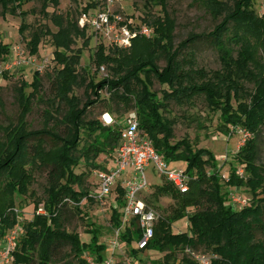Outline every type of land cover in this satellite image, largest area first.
I'll return each mask as SVG.
<instances>
[{
    "label": "trees",
    "instance_id": "trees-1",
    "mask_svg": "<svg viewBox=\"0 0 264 264\" xmlns=\"http://www.w3.org/2000/svg\"><path fill=\"white\" fill-rule=\"evenodd\" d=\"M194 1L219 22L213 32L205 38L192 36L175 48L176 26L166 12L167 0H147L150 5L161 6L164 14H147L142 19L152 36H138L128 50L110 48L107 53L103 45H98L93 62L97 69L106 67L111 77L95 83L87 82L78 71L82 52L73 49L72 37L84 36V32L77 29L76 22L55 13L49 17L47 13L51 6L58 7L60 0H0L4 16L21 19V34L27 30L28 13L23 7L33 2L41 3L40 12L58 29L54 33L47 27L40 28L30 43V53L35 56L42 37L50 36L55 47L54 62L59 67L50 79L46 104L51 108L45 112L46 124L32 130L27 121L34 103L41 102L42 76L36 72L32 83L21 81L17 90L20 110L16 123L0 125V242L14 228L21 230L11 264H57L67 257L87 264L86 253L104 260L106 247L99 242L97 228L87 223L91 235L88 244L66 229L70 205L81 214L79 205L84 199L94 202L87 185L89 173L77 174L75 170L82 162L92 170L103 168L97 163L99 156L113 157L119 143V126L112 128L98 119L87 120L90 110L101 102L103 91L124 109H136L141 129L168 162L187 164V194L164 182L151 195L155 202L161 197L175 202L171 211L159 219L148 247L165 254L157 264H198L185 254L187 249L211 253V264H264V167L258 164L257 144L264 126V15L255 12V0ZM203 38L218 53L221 68L217 71L198 68L194 55L186 54ZM10 53V48L0 43V61ZM155 82L164 87L161 100L152 91ZM28 88L32 90L29 94ZM77 88H84V101L74 95ZM197 98H203L210 111L220 113L223 134L241 127L250 136L235 157L246 176L241 179L235 169L227 182L230 187L249 189L250 207L236 211L227 205L228 194L223 192L224 184L210 151H194L186 140L171 145L174 123L167 121L163 113L171 103L184 105ZM84 136L88 142L83 143ZM35 170L47 175L45 199L35 202L32 220L24 222L17 200L35 196L30 193ZM40 208L44 214H38ZM186 218L189 232L174 234L173 225ZM111 223L115 230L122 227L117 211L112 212ZM133 235L128 230L121 238L131 246ZM132 254L135 257L137 252L133 250Z\"/></svg>",
    "mask_w": 264,
    "mask_h": 264
},
{
    "label": "rangeland",
    "instance_id": "rangeland-1",
    "mask_svg": "<svg viewBox=\"0 0 264 264\" xmlns=\"http://www.w3.org/2000/svg\"><path fill=\"white\" fill-rule=\"evenodd\" d=\"M109 8L113 12L121 14L124 18L132 19L137 26L142 25V19L147 14L149 17L164 15L161 6L150 5L147 3V0H60L57 8L51 6L47 11L49 17L55 13L56 15L62 16L65 20L76 22L77 29L84 32V36L74 35L72 39L75 43L73 46L74 51L80 50L82 52L78 71L87 77V82L93 80L95 83H100L104 79L111 77V73L104 66L100 69L96 68L93 58L99 44L95 43L91 31L87 27L82 28L80 20L84 16L88 17V15H93L98 11ZM23 10L28 13L25 19L27 30L21 34V19L10 14L4 16L3 9L0 6V43L8 46L11 51L5 61H0V125L6 127L9 124L16 123L20 110L17 90L20 87L21 81H25L29 85L33 81L34 74L39 72L42 76L43 85L41 102L36 101L34 103L32 114L27 119L30 128L32 130H38L46 124L45 112L51 108L50 105L46 104L51 93L50 79L59 67L54 62L53 54L55 47L50 36L42 37L38 54L35 56L30 53V43L33 35L40 28L47 27L54 33H57L58 29L49 18H45L42 15L40 12V2L26 4ZM166 12L171 19L175 20V48L179 47L192 36L205 38L219 24L215 20L216 18L209 15L201 4H198L194 0H167ZM255 12L259 16L264 15V0H255ZM204 38L198 40L192 47H189L186 54L191 52L194 55L198 68H202L206 72L217 71L221 68L218 53ZM87 39H90L88 44L86 42ZM105 48L107 49V53H109L110 48L108 46ZM160 65L162 67L165 66L164 62L160 63ZM102 68H104V71H102ZM163 89L164 87L159 85L158 82L154 83L152 91L157 94V99H162L161 90ZM31 92V88L26 90L27 94ZM84 92V88H77L75 89L74 95L81 101H84ZM101 96V102L90 110L87 120L98 119L101 123H104V116L110 115L114 119V125L109 127L119 126V123L123 121L126 114L133 109H124L121 104L111 100L110 94L105 91L101 92ZM234 106L236 107V104ZM163 117L167 121H173L174 123V138L171 141V145L174 146L186 140L193 147L194 151L201 149L210 151L216 159L219 175L222 179H228L235 169H243L242 166L237 164L235 157L250 136L241 127L231 130L229 135L223 134L220 131L223 123L220 113L210 111L203 98H197L192 100L191 103L184 105L171 103L167 111L163 113ZM85 141L88 142L84 136L83 143ZM257 144L259 150L258 164L264 167V126L257 138ZM113 157L102 154L99 156L97 163L103 168L107 167V165H109V168H112ZM186 166L187 164L181 161L169 163L170 170H185ZM75 171L77 174L89 173L87 185L89 186L91 195H95L96 181L93 173L95 170L88 168L82 162ZM34 177L35 183L30 188V193H34L35 196H27L17 200V210L19 211L20 217L24 219V222L32 220L35 202L45 199L44 190L47 187V175L42 170H35ZM147 180L150 184V190L147 193V197L150 195L149 204H152L160 217L165 216L174 207V200L169 197H161L159 202H155L153 198L151 199L155 187L162 185L165 181L156 177L151 170L147 171ZM222 181L224 184V193L228 194L230 188L235 189V187L228 186L224 180ZM238 194L243 199H246L248 203L246 207H250L252 204V194L249 189L247 187H240ZM110 205H113L111 199H107V203L104 204L97 203L95 200L92 203L84 199L79 205L81 214L76 212L75 206L70 205L67 210L66 229L69 232L77 233L82 242L88 244L90 243L91 235L87 232V223L92 224L94 228L99 230V242L106 247V251L103 253L104 259L112 257L118 264H124L127 258L132 259V257H129V248H122L120 250L118 247H115V243L119 242V238L117 231L111 223L113 211ZM227 205L236 211L243 209L242 207L231 204L230 201H228ZM187 232H189L187 218L173 225L174 234ZM258 238L261 239L262 236L260 235ZM199 251L202 252L201 254L205 252L203 250ZM205 253L211 260L214 259L211 253ZM86 255L88 253L84 257ZM164 255L158 251L148 249L136 255L133 259L137 264H157L163 261ZM57 264L78 263L73 257H67Z\"/></svg>",
    "mask_w": 264,
    "mask_h": 264
},
{
    "label": "built area",
    "instance_id": "built-area-1",
    "mask_svg": "<svg viewBox=\"0 0 264 264\" xmlns=\"http://www.w3.org/2000/svg\"><path fill=\"white\" fill-rule=\"evenodd\" d=\"M80 22L82 28L87 27L91 31L96 44L109 48L128 50L132 46V41L138 36L146 38L152 36V30L146 25L137 26L132 19L124 18L110 8L88 15V17L84 16ZM105 117L103 119L105 126L114 125V119L111 116L110 124L105 121ZM119 127L121 133L112 159L113 167L109 168L108 165L106 168L93 171L96 181V192L95 195L93 194V199L101 204L107 203V199H111L113 205H110V208L112 211H117L122 223V227L116 230L119 242L115 243V247L120 250L129 248V257L132 259L127 258L124 264H137L133 259L132 251L135 250L139 255L148 250L161 218L152 204H149L150 195L147 197V193L150 190V184L147 180V171L151 170L156 177L171 184L181 194L188 193L190 178L185 170H170V162L157 152L152 140L141 129L136 109L126 114L123 121L119 123ZM236 175L244 179V169H237ZM228 179L222 180L227 183ZM238 191L239 188H230L228 201L235 206L244 208L248 203L238 194ZM120 198L121 204L119 203ZM38 214H44L41 208L38 210ZM128 230L134 234L131 246L121 238L122 233ZM20 231V228H14L1 242L0 264L11 263ZM135 233L139 235L138 238L135 237V235L137 236ZM185 254L198 264H211V258L208 255L192 249H187ZM84 258L87 264H118L112 257L98 261L88 254Z\"/></svg>",
    "mask_w": 264,
    "mask_h": 264
},
{
    "label": "bare ground",
    "instance_id": "bare-ground-1",
    "mask_svg": "<svg viewBox=\"0 0 264 264\" xmlns=\"http://www.w3.org/2000/svg\"><path fill=\"white\" fill-rule=\"evenodd\" d=\"M105 121L107 122V123H111L112 121H111V118H110V116L109 115H106V117H105Z\"/></svg>",
    "mask_w": 264,
    "mask_h": 264
},
{
    "label": "crops",
    "instance_id": "crops-1",
    "mask_svg": "<svg viewBox=\"0 0 264 264\" xmlns=\"http://www.w3.org/2000/svg\"><path fill=\"white\" fill-rule=\"evenodd\" d=\"M107 167H108V165H107ZM106 168V167H105Z\"/></svg>",
    "mask_w": 264,
    "mask_h": 264
}]
</instances>
